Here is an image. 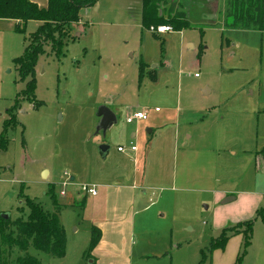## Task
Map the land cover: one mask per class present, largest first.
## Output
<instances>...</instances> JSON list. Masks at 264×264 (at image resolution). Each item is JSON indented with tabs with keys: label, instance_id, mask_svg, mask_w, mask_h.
Instances as JSON below:
<instances>
[{
	"label": "rangeland",
	"instance_id": "374dc122",
	"mask_svg": "<svg viewBox=\"0 0 264 264\" xmlns=\"http://www.w3.org/2000/svg\"><path fill=\"white\" fill-rule=\"evenodd\" d=\"M219 5V15L208 19L215 20L217 27L227 29L226 0L213 3V13ZM140 9V0H98L95 7L82 9L78 29L81 28L83 35L78 37L71 32L63 40L64 55L60 59L51 45L46 47L45 54L39 56L34 96L43 106L35 109L28 99L21 100L16 124L8 129V110L14 108L16 93L25 92L30 79L22 81L15 59L12 64L6 63L0 53V92H6L8 97L11 95L9 89L15 90L14 96L5 98L0 104V136L6 141L5 148L0 145V214L9 215L10 221L28 220L30 209L26 200L29 198L46 213L58 217L67 237L65 256L56 258L30 248L29 254L41 264L92 263V259H83L81 251L90 240V222L102 217L99 201L101 198L104 201L106 196L103 192L98 198L86 199L80 188L100 184L99 178L117 185L116 178L125 174L121 169L123 163L118 146H130L121 140L111 142V153L106 159L93 157L94 148L98 150L106 141L102 133L96 135L97 124L91 127L95 109L104 103L117 101L127 108L149 110L150 117L155 109H160L162 116L170 114L169 103L163 97L166 86L171 91L180 84L184 97L189 96L193 107L181 117L180 144L198 151L209 147L208 144L213 150L222 149L216 154L218 171L190 174L187 186L177 185L176 205L163 203L153 208V217L169 225L170 236L159 238L157 246L151 247L164 256L150 262L133 258V264H171L178 240L186 244L190 258L200 249L207 248L216 229L222 228L236 207L235 203L223 205L227 197L236 198L239 190L236 159L227 153L238 149L235 147L237 136L233 135L247 136L250 132L252 148L264 147V34L232 35L228 31H208L201 37L197 29L157 35L156 38L141 28ZM165 18L168 19L169 15ZM202 19L200 15L194 21L204 29ZM37 31L36 23H29L26 36L19 37L22 44L26 37L29 42ZM232 37L240 47L233 48L226 41ZM201 45L206 50L199 56ZM142 61L151 67L160 63L157 84L153 85L149 77H155L156 68H150L146 73L149 68L146 66L144 76L140 77ZM205 91H211L213 95L204 97ZM207 102H216L220 109L212 114L204 113L202 107ZM234 122H238L237 126ZM131 126L120 116L119 128L125 136ZM222 134L229 138L221 137ZM219 137L225 144L215 146L213 140ZM149 138L146 129H142L136 142L141 150L146 148ZM228 145L233 147L227 148ZM200 161L195 160V163ZM225 164L228 167L225 168ZM47 168L51 171L49 180L43 179V171ZM66 172L69 179L76 176V182L68 183ZM259 182L264 190V176L261 175ZM62 184L67 188L64 189ZM77 185L81 186L78 187L80 190ZM166 185L156 184L149 190L145 204L149 205L151 198L157 202ZM181 188L184 189L182 195ZM63 190L66 197L61 196ZM72 202L77 203L71 206ZM241 231H247V227L241 225ZM110 237L111 244L118 241ZM155 239H151L152 243ZM21 256L17 248L0 245V261L17 264ZM103 256L105 264L130 261L128 256L112 258L105 253ZM182 256L185 257V252L177 255L175 264Z\"/></svg>",
	"mask_w": 264,
	"mask_h": 264
},
{
	"label": "crops",
	"instance_id": "0c3cea01",
	"mask_svg": "<svg viewBox=\"0 0 264 264\" xmlns=\"http://www.w3.org/2000/svg\"><path fill=\"white\" fill-rule=\"evenodd\" d=\"M30 1L37 4L41 9H45L48 6V0ZM167 1V10L175 4V7L177 8L178 12H181L182 15L195 26H198L199 24H196L194 18L201 15L203 17L202 24L204 25V33L208 31H228L232 35L252 32L264 34V31H239L228 30L225 29V27L221 26L217 27L216 24H214L215 20L210 21V19L208 18L219 15L217 13L221 10V6L219 5L216 13H213L214 8L212 7V4L215 2L220 3V0H205V3H203V0V2H199V0ZM140 2L141 9L139 15L141 20V28L151 34V31L144 29L142 26L143 0H140ZM88 9L89 8H86V10ZM31 22H35L38 29L42 25V23L37 21H30L29 23ZM29 23H27L26 25V32ZM19 25L20 23L18 21L0 19V53L1 56L4 57V59L6 60V63L9 64H12L14 59H17L22 56L20 55L22 53V50L24 54V48L26 49L29 45V42L26 39L27 37L24 39L23 44L19 39V37L21 36H26V34L23 35L18 34L16 32V27H18ZM79 27L80 23L73 24L72 34L76 33L77 36L80 35L79 37H81L83 35V32L81 33V28L79 30ZM223 37L224 36H222V39ZM234 39L235 38H227L226 41L231 44L233 48L240 47L238 42ZM189 48L194 49V46L189 45ZM143 63L146 66H149V68H147L146 70V73L150 71V68H156V81L154 82L150 79V82L153 83V85L157 84L159 79L157 77V70L160 68V63L159 65L153 64V67H151L148 63ZM161 65L165 64L161 63ZM195 76L197 77L198 75ZM10 92L11 95L8 97L14 96L15 90L9 89V93ZM183 94L184 93L182 91V87H180V84L177 85L176 88L172 89L171 91L166 86L165 92L163 93V97L168 101L165 102L169 103L168 106L170 108V114H165L161 116V110L159 112H156L154 110V114L151 117V114L149 115L148 113V119L146 121L127 124L132 126L131 129L127 132L126 136L124 132H122L121 128H119L120 116H123L126 121V118L135 112H149V110H136L133 108H127L117 103V101L104 103L103 106L108 107L117 115L118 124L116 126H113L106 133V141L102 142L103 144L101 143L100 146H109L111 142L121 140L124 142L125 145L137 146V151L131 152L130 150H128L125 153L118 152L122 158L121 163H123V167L121 166V169L123 168L125 174L123 177L116 178L115 184L117 183V185H113L114 182L110 183L107 179L105 180L103 178H99L98 182L101 183L95 186L97 188L98 195L95 197L86 195L85 197L86 199H88V197L98 198L103 192L106 196L104 201L102 198L100 199L99 203L101 204L98 203L100 211H103L101 215L102 217L98 219V221L93 220L92 222H90V235L92 227L94 226L99 228L102 232V240L91 255V264H105V262L102 261V258H104V253L105 255H107V257L112 258H117L118 256H128L130 261L127 262L126 260L124 264H133V262L131 261V259L133 258L150 262L152 259L155 260L156 258L164 256L163 253L158 254L151 247L157 246V241L159 238L163 237V239H165L170 236L169 225L163 224L159 222L161 221V219L153 217V208L163 203L168 205H176L175 193L178 192L177 185L179 183L181 187L187 186L190 174H196L200 171H202L203 174L211 172L215 173L218 169V167L216 169V166H219L216 154L222 149L213 150L210 144H208L209 147H202L201 151H198L193 150L191 148L188 149L187 144H180L179 142L181 117H184L186 114L185 112L189 111L190 108H193L191 105L192 102L188 100L189 96L185 95L184 97ZM210 95H213L211 91H205L204 97H208ZM8 97L6 95V92H0V104ZM216 104V102L214 104L207 102L206 106L202 107L203 112L207 114H212L213 111L220 109V106ZM100 107L96 108L97 111L95 109L96 116H94L95 118L91 122L92 128H94L99 122L97 114L98 109ZM187 117L189 116L187 115ZM201 123L203 124L204 121H202ZM234 123L237 126L238 122ZM142 129H146L148 136L150 137L148 143L145 144L146 148L144 150H141L140 146H138L136 143L138 135L140 134ZM228 132L232 131H227V133ZM236 134L237 133H235L233 136H237L238 142L235 147L238 149L234 152L227 151V153H230L231 157H235L236 159V163L234 164L236 166L237 175L239 177V190L237 191L238 193H236L235 195L236 198L227 197L225 201L228 199L232 201L223 204L228 205L235 203L236 207H234V211V208L231 209L233 211V214L230 216L228 221L222 226V228L216 229V234L214 235V237H212V240L217 239L224 229L234 227L236 224L239 223L253 220V239L251 246L248 249V253L244 258L242 264H264V221L261 217L257 216V212L260 209L264 208V190L260 187L259 182L261 175L264 176V172L261 171L262 169H264V147L262 149H259L258 147L252 148L251 143L253 141V138L251 137L250 132L247 133V136H241ZM222 136L229 138L228 135L222 134L221 137ZM221 137L213 140L215 146L225 144V142H220ZM188 139H191V137H188ZM118 147L122 146L120 145ZM232 147V145H228L227 148ZM94 149H96V151L93 150V157H100L101 154L99 152V148L98 150L97 148ZM110 153L111 148L109 146V150L104 158L106 159ZM198 159H201V161L195 163V160ZM224 167L226 168L228 166L225 164ZM224 167H222L223 173L225 172ZM50 178L51 171L47 168L43 171V179L49 180ZM76 179V176H71L72 184L76 182ZM156 184L167 185L164 189L161 190L162 193L159 197H157V202H154L151 198L150 204L147 205L145 204V200L148 197V191L155 187ZM52 186L55 187V184H53ZM78 187L80 188L81 186L77 185V188ZM84 187L85 186L80 189H83ZM183 191L184 189L181 188L180 195L183 194ZM78 197V199H80V196ZM86 199L84 200V204L86 202ZM77 202H72L70 205L74 206V203ZM98 204H96V207ZM161 217L163 216L161 215ZM62 227L64 228L63 225ZM110 236H113L114 240L117 238L118 241H116V243L111 244ZM152 238H156L155 240H153V243L151 241ZM90 243L91 236L87 247L81 251L82 257L83 259L85 258V260H90L84 255L89 249ZM243 244V234L234 235L230 238L224 250H216L211 255H209L207 264H236L238 256L242 250ZM185 245L186 244L183 243V241L178 240L175 245L174 255L171 258V264H175V258L177 260V255L182 254L183 252H185V257L182 256V258L177 262V264H199L202 258V251H205L210 246L209 244L207 248L200 249L199 252L195 253L193 257L190 258L187 252L188 248H185Z\"/></svg>",
	"mask_w": 264,
	"mask_h": 264
},
{
	"label": "trees",
	"instance_id": "16d2710c",
	"mask_svg": "<svg viewBox=\"0 0 264 264\" xmlns=\"http://www.w3.org/2000/svg\"><path fill=\"white\" fill-rule=\"evenodd\" d=\"M98 0H48V6L41 9L30 0H0V19L18 21L16 27L18 34H26V25L30 21L42 23L38 31L29 39V45L24 54L14 60L22 81L30 79L27 89L17 94L14 108L8 110L9 120L6 129L16 124V114L21 100L28 99L35 109L43 106L36 101L35 91V68L39 56L46 53V47L51 45L56 57L60 59L63 54V40L70 36L72 25L80 23V11L84 8L94 7ZM167 0H143L142 26L151 31L159 26H170L173 32L185 30H199L201 37L204 35L203 28L193 25L181 12H178L175 4L166 9ZM225 26L228 30L239 31H264V0H226ZM261 14V15H260ZM169 15L166 19L165 16ZM260 15L259 19L258 16ZM154 37L158 38L155 33ZM205 50L199 47V56ZM146 65H140V77L145 74ZM152 81L156 78L149 75ZM0 145L5 148L6 141L0 136ZM51 190V189H50ZM30 209L28 220H4L0 214V245H6L9 249L17 248L22 256L17 264H41V262L29 255L30 248L49 254L56 258H63L66 252V234L56 215H50L37 203L27 198ZM257 216L264 221V208L257 212ZM241 225L247 227V231H241ZM243 234L244 244L238 256L236 264H242L251 246L254 234V221L237 224V227L224 229L217 239H213L210 246L202 251L199 264H207L208 257L216 250H224L231 237ZM102 240V232L97 227H92L91 243L85 253V257L92 258L93 251ZM0 264H9L0 261Z\"/></svg>",
	"mask_w": 264,
	"mask_h": 264
},
{
	"label": "built area",
	"instance_id": "2783aa9c",
	"mask_svg": "<svg viewBox=\"0 0 264 264\" xmlns=\"http://www.w3.org/2000/svg\"><path fill=\"white\" fill-rule=\"evenodd\" d=\"M151 32L155 33L156 35H165V34H168V33H172L173 29L170 26H159L157 28H152ZM155 111L159 112L160 109H155ZM148 113H149L148 111L135 112V113L131 114L130 116H128L126 118V122H127V124H133V123H136V122L146 121L148 119ZM128 150H130L131 152H136L137 151V146L132 145L130 147H123V146L122 147H118V152H120V153H125ZM65 177L67 179H69V174L67 172L65 173ZM68 183H72L71 182V178L68 180ZM63 188L66 189L67 185L63 184ZM82 191L87 196H94L95 197V196L98 195V191H97V188L95 186L94 187L85 186L82 189ZM61 196H63V197L66 196V191L65 190L62 191Z\"/></svg>",
	"mask_w": 264,
	"mask_h": 264
},
{
	"label": "water",
	"instance_id": "95a60500",
	"mask_svg": "<svg viewBox=\"0 0 264 264\" xmlns=\"http://www.w3.org/2000/svg\"><path fill=\"white\" fill-rule=\"evenodd\" d=\"M79 36L80 35H78V37ZM97 116L99 118V122H98L97 127H96V135H99V134L102 133L104 135V137H105L106 133L113 126H116L118 124L117 115L112 110H110L108 107L101 106L98 109ZM108 150H109V146L108 145H102V146L99 147V152H100L101 156H103V157L106 156V153L108 152ZM45 175H46V173H45ZM230 201H232V200L228 199L223 204H226V203H228ZM1 216H2V218L4 220H9L10 219V216L7 215V214H1Z\"/></svg>",
	"mask_w": 264,
	"mask_h": 264
}]
</instances>
